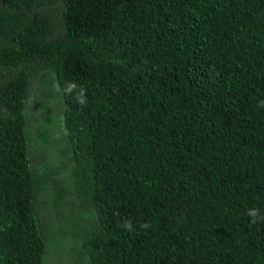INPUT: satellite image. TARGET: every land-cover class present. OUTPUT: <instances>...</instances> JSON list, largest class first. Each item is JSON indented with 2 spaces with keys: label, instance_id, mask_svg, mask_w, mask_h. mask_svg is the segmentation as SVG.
Returning <instances> with one entry per match:
<instances>
[{
  "label": "trees",
  "instance_id": "1",
  "mask_svg": "<svg viewBox=\"0 0 264 264\" xmlns=\"http://www.w3.org/2000/svg\"><path fill=\"white\" fill-rule=\"evenodd\" d=\"M250 208L264 0H0V264H264Z\"/></svg>",
  "mask_w": 264,
  "mask_h": 264
},
{
  "label": "rangeland",
  "instance_id": "2",
  "mask_svg": "<svg viewBox=\"0 0 264 264\" xmlns=\"http://www.w3.org/2000/svg\"><path fill=\"white\" fill-rule=\"evenodd\" d=\"M57 113H58V109L56 111V114ZM56 126H57V123H55V122H53V121H51V120H49L47 118H44V117H42V120H39L38 119L37 124L34 121H32L31 131H30V138L31 139H36L37 138V135H38L37 130L38 129H41L42 131H45V133H44L45 134V138L49 141L48 135L50 133H53V134L55 133ZM48 146H49V144L47 143V144L43 145L40 149H33V150H31L32 151V161H33V163L37 164L38 166L39 165H45V166H47V164H48V151H49V149L46 150V152H47V154H46L44 148L45 147L48 148ZM38 206H39V210L40 211L48 212V206L46 205V201L44 199H39ZM37 213H38V215H39L40 218H44L46 216L48 217V214L47 213H44V212H40L39 213L38 211H37ZM46 222H48V220ZM50 260H52V258H50L49 261ZM47 262H48V258H47Z\"/></svg>",
  "mask_w": 264,
  "mask_h": 264
},
{
  "label": "flooded vegetation",
  "instance_id": "3",
  "mask_svg": "<svg viewBox=\"0 0 264 264\" xmlns=\"http://www.w3.org/2000/svg\"><path fill=\"white\" fill-rule=\"evenodd\" d=\"M59 5H60V3H59ZM50 7H52V6H48V3L47 2L45 3V5L43 7L44 14L43 13L42 14L46 17V23L47 24H48V22L50 23V15L48 14V8H50ZM60 9H61V7H60ZM56 10L57 11L59 10V6L56 7ZM56 17H57V21H58V26H57V29H58V27H59V21H61V17H60V13L59 12H58V16H56ZM33 92H34V90H33ZM26 106L28 108H30L31 110L33 108L32 104H31V101L29 102V101L26 100ZM58 112H59V109H58ZM32 145H34V143H32Z\"/></svg>",
  "mask_w": 264,
  "mask_h": 264
},
{
  "label": "clouds",
  "instance_id": "4",
  "mask_svg": "<svg viewBox=\"0 0 264 264\" xmlns=\"http://www.w3.org/2000/svg\"><path fill=\"white\" fill-rule=\"evenodd\" d=\"M247 215L253 224L257 223L258 221H264V214H261L257 208L248 209ZM125 227L130 228V225H125Z\"/></svg>",
  "mask_w": 264,
  "mask_h": 264
}]
</instances>
